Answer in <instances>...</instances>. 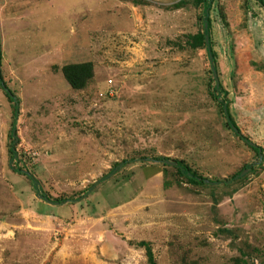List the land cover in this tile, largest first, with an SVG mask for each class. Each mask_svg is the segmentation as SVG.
<instances>
[{"label":"rangeland","instance_id":"rangeland-1","mask_svg":"<svg viewBox=\"0 0 264 264\" xmlns=\"http://www.w3.org/2000/svg\"><path fill=\"white\" fill-rule=\"evenodd\" d=\"M215 4L230 113L263 150L256 171L226 186L151 161L98 182L129 159L183 160L212 181L256 162L208 95L204 49L183 46L202 25L194 0L0 1L2 77L20 100L10 163L0 90V264H148L141 243L157 264H264V11L255 0ZM83 62L94 76L74 91L61 69ZM13 167L68 202L41 201Z\"/></svg>","mask_w":264,"mask_h":264},{"label":"trees","instance_id":"trees-1","mask_svg":"<svg viewBox=\"0 0 264 264\" xmlns=\"http://www.w3.org/2000/svg\"><path fill=\"white\" fill-rule=\"evenodd\" d=\"M1 1V0H0ZM217 0H194V3L200 7L202 10V14L200 17V21L202 23L200 31L193 35H186L184 41V48L186 50H200L204 49L206 58L209 63V80L207 83V92L210 96L211 100L215 102L217 105L219 112L223 119L225 120L226 127L232 132V134L241 142H243L252 152H254L256 156V162L245 165L243 169L235 174H233L230 178L225 180H215L212 181L210 179L204 178L198 175L195 171H193L188 164L183 160H171L166 157L158 156L150 159L140 158V159H129L122 161V163L115 165L109 173L99 179V183L104 182L110 178L111 175L117 173L121 168L125 167L127 164H132L135 162H147L151 161L154 163H161L164 167H170L174 169L176 175L178 177L183 178L188 183H191L196 186H211V185H230L235 181H239L243 177L244 171H256V169L262 163V148L255 145L248 137L242 135L239 127L234 121L229 109L228 102L226 100L227 91H225L222 82L219 78L218 66H217V54L213 48L212 41V20L210 18L211 12L216 9L217 5L215 4ZM257 5L264 11V0H255ZM185 4V1H180L173 6V8H179ZM208 37V41L206 42L205 37ZM179 47V46H178ZM0 62H1V51H0ZM62 75L68 86L74 91L83 90L87 84L93 79V65L90 62H83L77 64H68L62 67L61 69ZM215 72V74H214ZM0 90L3 92L4 96L7 98L10 103L12 110V122L10 125V130L8 133L9 137V147L8 154L10 158V163H14L18 161V154L16 151V146L19 143V138L17 135V121L20 115V100L16 96V94L7 86L6 82L2 77V71L0 66ZM15 173L24 175L29 181L31 188L33 191L38 194L42 199L49 204L52 205H63L68 202V199L60 198L51 200L48 196L42 193L39 182L28 172L23 171L17 167H13ZM94 188V185L91 186L87 190L91 192ZM85 193V194H86ZM72 202V201H71ZM141 247L145 248L146 258L148 264H157L154 260V255L152 253V249L146 243H141Z\"/></svg>","mask_w":264,"mask_h":264},{"label":"water","instance_id":"water-1","mask_svg":"<svg viewBox=\"0 0 264 264\" xmlns=\"http://www.w3.org/2000/svg\"><path fill=\"white\" fill-rule=\"evenodd\" d=\"M205 40H206V42L208 41V37H207V36L205 37ZM214 74H215V72H214ZM245 172H246V171H244V173H245ZM244 173H243V174H244ZM46 203L49 204V202H46Z\"/></svg>","mask_w":264,"mask_h":264},{"label":"flooded vegetation","instance_id":"flooded-vegetation-1","mask_svg":"<svg viewBox=\"0 0 264 264\" xmlns=\"http://www.w3.org/2000/svg\"><path fill=\"white\" fill-rule=\"evenodd\" d=\"M37 196H38V194H37ZM38 197H39V199H40L41 201H43V202L45 201V200H44V199H42L40 196H38ZM45 202H46V201H45Z\"/></svg>","mask_w":264,"mask_h":264}]
</instances>
